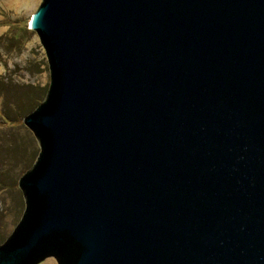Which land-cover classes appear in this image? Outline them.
Listing matches in <instances>:
<instances>
[{"label":"water","instance_id":"obj_1","mask_svg":"<svg viewBox=\"0 0 264 264\" xmlns=\"http://www.w3.org/2000/svg\"><path fill=\"white\" fill-rule=\"evenodd\" d=\"M41 147L0 264H264V0H43Z\"/></svg>","mask_w":264,"mask_h":264},{"label":"rangeland","instance_id":"obj_2","mask_svg":"<svg viewBox=\"0 0 264 264\" xmlns=\"http://www.w3.org/2000/svg\"><path fill=\"white\" fill-rule=\"evenodd\" d=\"M4 1L0 0V29H4L0 33V81L13 91L0 93V245L13 234L24 214L26 201L19 180L33 168L41 152L38 139L23 119L42 102L27 98L30 91L26 89L30 86L46 92L51 84L47 51L30 27L32 13L43 0L20 12ZM39 264L58 262L48 257Z\"/></svg>","mask_w":264,"mask_h":264},{"label":"trees","instance_id":"obj_3","mask_svg":"<svg viewBox=\"0 0 264 264\" xmlns=\"http://www.w3.org/2000/svg\"><path fill=\"white\" fill-rule=\"evenodd\" d=\"M33 88L32 87H28L27 86V89L26 90H28V91H30V93H28V95H27V98H29L30 96L31 97H35L36 99H40V103L41 102H43V100H45V98H46V96H47V93H48V91H46V92H43L42 90H39V89H35V90H32ZM32 90V91H31ZM49 90V89H48ZM13 91V89L12 88H10V87H8V86H5V85H3L2 83H1V81H0V93L2 92V93H9V94H11V92ZM39 103V104H40ZM32 110V109H31ZM30 110V111H31Z\"/></svg>","mask_w":264,"mask_h":264},{"label":"bare ground","instance_id":"obj_4","mask_svg":"<svg viewBox=\"0 0 264 264\" xmlns=\"http://www.w3.org/2000/svg\"><path fill=\"white\" fill-rule=\"evenodd\" d=\"M8 6L15 8L18 12L21 11V9H30L31 7L33 8V6L35 5V2H37V0H5L4 1ZM33 14V13H32ZM4 29H0V33L3 31ZM37 38V37H36ZM35 38V39H36ZM3 70V68L0 66V72Z\"/></svg>","mask_w":264,"mask_h":264}]
</instances>
